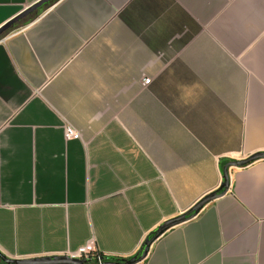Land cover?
I'll list each match as a JSON object with an SVG mask.
<instances>
[{
    "label": "crops",
    "instance_id": "crops-1",
    "mask_svg": "<svg viewBox=\"0 0 264 264\" xmlns=\"http://www.w3.org/2000/svg\"><path fill=\"white\" fill-rule=\"evenodd\" d=\"M40 0H0V27ZM0 36V251L130 258L264 153V0H58ZM144 78L151 79L147 86ZM72 127L77 137L66 140ZM136 264H264V160Z\"/></svg>",
    "mask_w": 264,
    "mask_h": 264
},
{
    "label": "water",
    "instance_id": "water-1",
    "mask_svg": "<svg viewBox=\"0 0 264 264\" xmlns=\"http://www.w3.org/2000/svg\"><path fill=\"white\" fill-rule=\"evenodd\" d=\"M52 0H40L37 3L31 5L30 7L24 9L21 13L15 16L13 19L8 21L2 27H0V36L7 32L13 24L20 21L21 19L29 16L30 14L37 11L44 4L49 3ZM264 160V153H258L248 157L241 161H231L224 165L222 169L223 173V183L220 186V191H215L210 195L204 197L196 205H194L189 211L178 216L173 217L164 221L160 224L153 232L152 235L147 237L142 245V252L140 255H133L130 258L121 259H108L99 262H91L86 258L72 257L66 254L63 255H51V256H38V257H26V258H11L6 256L0 251V264H136L141 261L147 255L150 245L156 240L161 234H163L169 228L186 221L187 219L196 216L202 208L209 204L210 202L216 200L217 198L225 195L229 188V174L228 170L230 167L241 168L245 167L255 161Z\"/></svg>",
    "mask_w": 264,
    "mask_h": 264
},
{
    "label": "built area",
    "instance_id": "built-area-1",
    "mask_svg": "<svg viewBox=\"0 0 264 264\" xmlns=\"http://www.w3.org/2000/svg\"><path fill=\"white\" fill-rule=\"evenodd\" d=\"M151 83V79L144 78L142 85L147 86ZM77 132L72 127H66L65 129V138L66 140H71L77 137ZM97 251V248L93 241H89L86 245L80 247L76 252L68 254L72 257L86 258L89 259ZM97 262L102 263V259L98 257Z\"/></svg>",
    "mask_w": 264,
    "mask_h": 264
},
{
    "label": "trees",
    "instance_id": "trees-1",
    "mask_svg": "<svg viewBox=\"0 0 264 264\" xmlns=\"http://www.w3.org/2000/svg\"><path fill=\"white\" fill-rule=\"evenodd\" d=\"M50 2H52V1H50ZM49 2V3H50ZM217 191H220V189H218ZM152 235V233L149 235V236H151ZM148 236V237H149ZM141 252H142V249H140L136 254L137 255H140L141 254ZM98 257H100L101 259H102V261H105V260H108V259H121V258H117V257H110V256H106L104 253H102V252H100V251H96L93 255H91L90 257H89V261H91V262H97V259H98ZM144 259V258H143Z\"/></svg>",
    "mask_w": 264,
    "mask_h": 264
},
{
    "label": "rangeland",
    "instance_id": "rangeland-1",
    "mask_svg": "<svg viewBox=\"0 0 264 264\" xmlns=\"http://www.w3.org/2000/svg\"><path fill=\"white\" fill-rule=\"evenodd\" d=\"M37 16V13H34L33 15L27 17L26 19H24L23 21L19 22L17 25H15L13 28H11L9 31L6 32V34H8L9 32H14L12 30H15L16 28L26 24L28 21L32 20L33 18H35Z\"/></svg>",
    "mask_w": 264,
    "mask_h": 264
},
{
    "label": "flooded vegetation",
    "instance_id": "flooded-vegetation-1",
    "mask_svg": "<svg viewBox=\"0 0 264 264\" xmlns=\"http://www.w3.org/2000/svg\"><path fill=\"white\" fill-rule=\"evenodd\" d=\"M55 1H58V0H52V2L47 3V4H44L43 6H41V7H40L37 11H35L34 13L38 12L40 9L44 8L45 6L47 7L49 4H51V3L55 2ZM34 13L30 14L29 16L33 15ZM29 16H27V17H29ZM27 17H25V18L21 19L20 21L16 22L15 24H13V25L11 26V28H13L15 25H17L19 22L23 21V20L26 19ZM11 28H10V29H11ZM10 29H9V30H10ZM9 30H8V31H9ZM5 33H6V32H5ZM5 33H4V34H5Z\"/></svg>",
    "mask_w": 264,
    "mask_h": 264
}]
</instances>
